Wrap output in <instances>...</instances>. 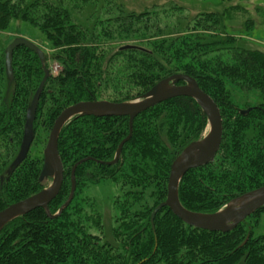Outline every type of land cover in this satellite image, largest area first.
Returning a JSON list of instances; mask_svg holds the SVG:
<instances>
[{
	"label": "trees",
	"instance_id": "1",
	"mask_svg": "<svg viewBox=\"0 0 264 264\" xmlns=\"http://www.w3.org/2000/svg\"><path fill=\"white\" fill-rule=\"evenodd\" d=\"M112 6L111 0H0V174L18 150L26 108L44 76L38 56L21 45L12 54L13 78L6 77L7 43L2 35L12 21H20L36 28L49 43L52 52L44 51L45 67L49 59L60 67L56 74L49 71L33 129L41 122L49 132L59 113L78 101L128 100L166 76L183 73L217 104L222 137L212 162L189 169L180 180L181 204L197 212H215L237 194L264 185V50L243 45L227 30L237 5L220 13H199L186 26L175 21L179 34L162 38L161 30L173 20L170 16L155 18V31L149 33L147 13L121 8L117 12ZM84 7L94 19L89 27L75 15ZM105 39L125 45L129 40L147 41L150 48L104 46ZM240 89H252L260 97L257 104L245 106L249 108L245 114L232 99V90ZM206 127V115L192 97L169 98L133 119L131 137L118 160L106 164L128 134V117L71 118L58 136L63 179L49 211L55 213L67 199L71 168L86 158L75 169L73 198L54 218L36 207L6 223L0 230V264H264V232L254 236L250 229L246 239L245 230L253 217L257 228L264 227V205L227 232L189 226L164 206L155 214L152 230L150 214L166 198L173 158L199 139ZM41 166L42 156L31 157L29 150L0 181V210L44 186L38 179ZM103 179L121 180L134 188L124 200L126 213L133 204L139 205L142 189L157 186L162 196L148 212L136 214V221L124 214L116 231V238L122 240L118 248L100 243L81 219L72 217L81 186ZM139 186L141 191L136 190Z\"/></svg>",
	"mask_w": 264,
	"mask_h": 264
},
{
	"label": "water",
	"instance_id": "2",
	"mask_svg": "<svg viewBox=\"0 0 264 264\" xmlns=\"http://www.w3.org/2000/svg\"><path fill=\"white\" fill-rule=\"evenodd\" d=\"M25 46L33 51L42 62L44 76L34 92L29 106L25 113L23 133L18 152L11 163V169L17 167L26 157L34 137L33 121L40 94L45 81L49 75V70L45 67V56L42 49L30 39L17 36L5 47V73L10 81L13 78L12 54L17 46ZM134 47L124 45L121 48ZM178 82H183L179 84ZM176 96L192 97L201 107L207 118L208 131L203 137L188 143L179 154H177L171 164L167 180L166 198L155 206L150 214V223L154 231L155 214L164 206L185 224L208 231L227 232L236 227L247 216L255 212L264 205V185L249 190L248 192L231 199L223 207L215 212H197L184 207L178 197V185L184 174L191 168L205 165L211 162L219 148L222 137V118L215 101L205 93L197 84L196 80L183 73H173L166 76L152 85L139 98L130 101H110L105 99H91L78 101L65 107L53 122L48 138L43 149L42 166L39 173V181L51 177V183L39 191L21 200L8 204L0 210V230L12 219L21 216L36 207H42L47 216L54 218L70 203L76 188L75 169L85 161L82 158L75 162L71 168V186L67 199L55 213H51L48 208L49 202L58 194L62 179L63 167L58 154V136L62 127L73 117L80 115L94 116H127L129 131L118 144L114 158L106 164L115 163L121 153L123 144L131 137L133 119L142 111L153 105ZM248 109H240L241 114H245ZM248 237H246L247 239ZM245 239V240H246Z\"/></svg>",
	"mask_w": 264,
	"mask_h": 264
},
{
	"label": "rangeland",
	"instance_id": "3",
	"mask_svg": "<svg viewBox=\"0 0 264 264\" xmlns=\"http://www.w3.org/2000/svg\"><path fill=\"white\" fill-rule=\"evenodd\" d=\"M111 3L113 5L112 8L117 12V9L121 8L126 12H133L134 14L141 12L147 13V15L144 17V20L150 19L151 21L149 25V33L155 31V18L162 19L167 17L166 19H168V16H170V19L173 20L168 22L164 29L161 30V38L163 36H175L179 34V32H176V30H180L181 28L175 25V21L180 23L181 26H186V24L191 23V21L199 13H220L223 8L228 7L229 5H237L238 9L231 12L232 18L227 22V30L232 34H235L239 39L243 40L241 41L243 42V45L245 44L249 47H257L261 50H264V0H111ZM155 10L157 12H155ZM90 11L91 10L87 11L85 8L83 12L75 13L76 19L79 20L82 25H88V27L89 25H93L94 19L91 17ZM247 19L251 21H249V23L247 22L248 24H245V20ZM162 24L163 23H160V29L163 28ZM168 31H170V33H168ZM17 36H23L30 39L47 54L52 52L50 50L49 43L44 41V38L41 36L39 31L36 28L30 26L28 23L12 21L8 31L3 33L2 38H4L5 43L8 44L11 42L13 37L15 38ZM105 40L107 43H105L104 46L111 45L112 47H116L118 44L123 46L125 45L122 44L123 42L115 43L114 41L109 42L107 39ZM129 41L131 42L126 43V45H138L142 46L143 48H150V46L146 45L147 41H143L142 43L133 40ZM47 64L48 70L53 74H56L60 70V67L58 66L59 64L54 60L49 59ZM252 91L254 90H232V99L238 110L245 109L247 104L255 105L260 101V97L258 96L257 92ZM145 92H142L131 99L123 101L135 100ZM207 131L208 125L201 137L206 135ZM48 134L49 132L44 129L40 122L37 125V128L34 129V137L29 148L31 157H43V149L45 147ZM17 152L7 162L3 170H1L2 173L0 174V181H3V179L10 173L11 163ZM179 153L180 151L177 154ZM51 180V177H48L46 180L44 179V186L42 188L48 186L51 183ZM141 188L142 187L139 186L136 188V190L141 191ZM132 189L134 188H131L128 184H123L121 180L118 181L103 179L95 183L86 181V183L82 185L77 192L78 195L76 199L78 205L71 210L72 217L81 219L82 223L88 228L89 232L99 236L100 243L107 242L110 243L111 246L118 248L122 244V240L120 241V239L116 238V231L119 228L118 225L124 220V214L127 215L128 220L136 221V219H139V216L136 214L142 211L144 213L148 212L149 208L154 203L160 201L162 197L158 192L157 186H155L154 189L150 187L142 189L139 205L133 204L126 213L124 210H126L125 206L128 204V202L126 201V203H124V200L128 199V191H132ZM248 191L237 194L231 199L236 198ZM144 218L146 219L147 217L144 216ZM139 222L141 221L139 220ZM256 222L257 221H255L254 217L248 221L247 227H245L247 232L246 237H248L250 229L252 230L254 236L264 232V227L259 229L255 226Z\"/></svg>",
	"mask_w": 264,
	"mask_h": 264
}]
</instances>
